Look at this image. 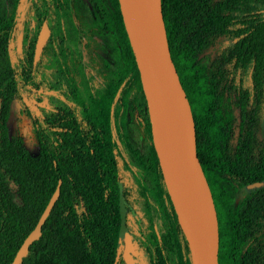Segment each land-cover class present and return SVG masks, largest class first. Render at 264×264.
I'll return each mask as SVG.
<instances>
[{"label":"trees","instance_id":"obj_1","mask_svg":"<svg viewBox=\"0 0 264 264\" xmlns=\"http://www.w3.org/2000/svg\"><path fill=\"white\" fill-rule=\"evenodd\" d=\"M3 1L12 11L15 0ZM160 7L170 59L191 110L195 154L216 214L217 264H264V133L259 126L264 0H160ZM4 22L0 50L12 40V22ZM122 36V59L124 50L129 53L128 79L119 94L118 84L102 76L96 87L90 80L84 84L95 120L79 106L31 117L35 156L20 137H7L4 131L8 101L19 91V67L13 63L14 69L0 75V264L11 263L58 181L59 194L40 236L19 264H119V201L127 212L133 191L122 183L119 151L109 138L110 118L112 107L141 94L123 28ZM78 61L72 56L74 68L82 67ZM121 128L116 127L119 136ZM146 140L177 264H190L148 125ZM134 187L145 202L144 188ZM237 190H246L240 199ZM145 224H139L144 238L156 242L150 222Z\"/></svg>","mask_w":264,"mask_h":264},{"label":"water","instance_id":"obj_2","mask_svg":"<svg viewBox=\"0 0 264 264\" xmlns=\"http://www.w3.org/2000/svg\"><path fill=\"white\" fill-rule=\"evenodd\" d=\"M117 5L146 103L152 148L167 198L188 247L190 264H217L216 214L195 154L190 106L170 59L160 0H117ZM46 38L47 30L43 25L35 43L33 61L38 59ZM160 102L171 119L167 125L162 119ZM190 180L197 184L201 192L205 204L203 213L199 211L191 192ZM59 184L60 181L10 264H19L27 254L28 246L39 238L40 228L58 197ZM119 217L118 239L124 242L125 252H131V239L124 227L121 200Z\"/></svg>","mask_w":264,"mask_h":264},{"label":"rangeland","instance_id":"obj_3","mask_svg":"<svg viewBox=\"0 0 264 264\" xmlns=\"http://www.w3.org/2000/svg\"><path fill=\"white\" fill-rule=\"evenodd\" d=\"M115 3L117 8V0ZM1 5L0 0V9ZM18 42V40L13 42L0 52V75H3V72H6L14 62L13 59L21 48L17 45ZM57 48L55 46L52 49L50 69L46 67L48 56L42 55L37 62L38 68L34 75L26 79L25 83H20V90L8 103L4 119L5 135L7 137H20L24 148L31 156L36 155L37 148L31 133L29 116H47L59 109H67L77 102L74 93L78 96L81 90L78 78L72 76L69 69L66 72L65 69L61 68ZM98 68L101 72L113 70L111 63L103 56L99 57ZM71 80L73 85L70 84ZM74 84L77 86L76 91H74ZM123 102L124 106L112 107V116L114 114L121 115L119 120L123 125L125 124L124 136L120 137L117 134L114 139L121 157L118 159V166L122 183L133 191L132 207L126 214V223L130 228L136 257L140 264H148L147 261L150 264H177L169 226L159 204L153 153L146 140V128L147 125L149 126V122L143 94L141 92L135 97L130 95ZM22 112L26 115L23 118ZM26 118L27 120H25ZM259 126L260 132L264 133V99ZM136 183L145 190V202L134 187ZM245 192L246 190H237L234 195L240 199ZM164 199L163 196L165 205ZM147 222L151 224L156 242H150L143 236L139 224L144 223L146 225Z\"/></svg>","mask_w":264,"mask_h":264},{"label":"flooded vegetation","instance_id":"obj_4","mask_svg":"<svg viewBox=\"0 0 264 264\" xmlns=\"http://www.w3.org/2000/svg\"><path fill=\"white\" fill-rule=\"evenodd\" d=\"M1 2L0 24L5 19L6 22H12V40L4 44L0 52L4 47L11 45L17 40L19 41L17 45L21 46V48L16 53L13 63L19 67L17 74L21 77L20 83H25L26 79L34 75L38 68L37 62L42 55L48 56L49 59L46 67L50 69L51 52L57 46V54L60 58L61 68L65 69V71L69 69V73L78 78V82L81 84V90L78 96L74 93L75 97H77V102L72 106L84 108L87 112L91 113V120H95L96 115L92 113V100L84 84L87 85V81L90 80L89 83H92L91 85L96 87L100 77H108L109 80L118 84L119 88L116 93L118 95L121 86L128 79L126 65L128 64L129 53L124 50L122 59L123 25L118 7L116 8L115 5V0H15L12 11L8 10L7 4H4L3 0ZM43 25L47 30V38L41 48L38 59L33 61L35 43ZM72 56L79 57L78 63L82 67L74 68L71 64ZM100 56H103V58H106L111 63L112 71L101 72L99 70L98 60ZM12 64L10 68L14 69ZM122 75L125 78L124 80ZM69 78L71 79V77ZM70 84L73 85L72 80ZM76 87V84H74V91H76ZM13 97L8 103L13 100ZM70 108L71 106L61 111H68ZM50 115H47V117ZM22 116L25 117L23 112ZM120 116L116 115V118L114 116L110 118L109 138L114 142H116L114 136L117 135L116 127L118 125L122 126L120 136H124L125 124L123 125L119 120ZM119 158H121L120 153L117 157V164ZM128 211L126 212L124 209V227L131 239L130 228L126 223V214ZM131 245V252H125L124 242L117 239L116 254L119 255V264H140L136 257L132 239ZM146 263L150 264L149 261Z\"/></svg>","mask_w":264,"mask_h":264},{"label":"bare ground","instance_id":"obj_5","mask_svg":"<svg viewBox=\"0 0 264 264\" xmlns=\"http://www.w3.org/2000/svg\"><path fill=\"white\" fill-rule=\"evenodd\" d=\"M156 26H157V22L155 23V27ZM159 106H160V110L162 113L163 122L165 125H167L171 121V119L169 118V114H168V112H167V110H166V108L162 102L159 103ZM189 186H190V189H191L193 196L195 197L199 211L201 213H203L205 210V204H204V201L202 199V195H201V192L199 190V187L197 186V184L193 180L189 181Z\"/></svg>","mask_w":264,"mask_h":264}]
</instances>
